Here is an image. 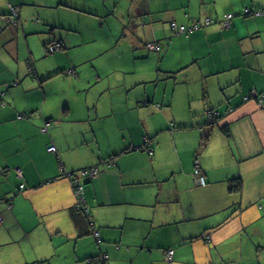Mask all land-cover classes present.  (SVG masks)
I'll use <instances>...</instances> for the list:
<instances>
[{
    "label": "crops",
    "instance_id": "1",
    "mask_svg": "<svg viewBox=\"0 0 264 264\" xmlns=\"http://www.w3.org/2000/svg\"><path fill=\"white\" fill-rule=\"evenodd\" d=\"M119 6L0 0V264H264V15L242 14L264 11V0H139V53L165 69L142 68V81L105 99L67 101L55 81L77 67L48 52L51 43L68 47L57 28L83 14L115 17ZM11 7L17 24L3 18ZM197 21L187 37L171 29ZM151 42L162 50L151 52ZM189 69L200 95L189 92L193 80H172ZM89 167L100 172L80 179L86 216L67 175Z\"/></svg>",
    "mask_w": 264,
    "mask_h": 264
},
{
    "label": "rangeland",
    "instance_id": "2",
    "mask_svg": "<svg viewBox=\"0 0 264 264\" xmlns=\"http://www.w3.org/2000/svg\"><path fill=\"white\" fill-rule=\"evenodd\" d=\"M119 1L120 10L116 12L115 17L113 15L90 16L83 14L80 20L73 23L69 21V26L57 28L58 34L62 32L64 38L66 37L68 47L66 50L50 55L54 56L60 52L68 54L69 63L66 69L77 67L76 73L69 75L65 72L63 77L55 81V88L62 86L65 89L67 101L78 102L85 99L86 96L95 97L96 95L101 99H105L108 98L110 92L113 96L120 92L122 84L127 87H134L142 81L141 77L143 75L140 71L142 68L146 70L148 76L157 75L165 69V60L161 61L160 59L156 62L154 58L146 59L145 54L139 53L143 49L136 45L137 43L132 34L136 29L135 18L139 0H132L131 6L133 8L128 15L124 13V7L127 3H125V0ZM224 16L222 19H224ZM178 24L182 25V23ZM41 36L43 35L36 34L29 38L32 44L36 45L41 41ZM183 37H187V35H183ZM177 44L180 45V41H177ZM26 45V42L22 41V46ZM168 61L171 62V59H168ZM186 79L193 80V83L188 85L189 92H192L191 95H200V87L196 82L197 76L193 70H182L175 74L172 80L186 81ZM161 80V84L166 82V78H161ZM76 85L80 89L86 87L90 92L83 91L77 95L75 93L77 91L75 89ZM177 86L182 88L184 85L179 84ZM134 90L135 94L136 92L143 94L151 93L149 91L153 89L148 88L147 91L144 88L135 87L132 91ZM133 95L134 93H132ZM62 96L55 95L51 98L59 101ZM96 240L98 239L96 238Z\"/></svg>",
    "mask_w": 264,
    "mask_h": 264
},
{
    "label": "built area",
    "instance_id": "3",
    "mask_svg": "<svg viewBox=\"0 0 264 264\" xmlns=\"http://www.w3.org/2000/svg\"><path fill=\"white\" fill-rule=\"evenodd\" d=\"M11 12H12V15L10 16L11 17V20L16 23L17 22V19L19 17V13H18V8H15V7H11ZM245 13H250V15H255V16H260L263 14V10L261 9H257V10H254L252 8H246L244 10ZM235 17V14H226L225 15V18L223 20V23H224V26L228 28V26L231 24V21L232 19ZM213 21L209 18L207 20V24H210L212 23ZM201 25V22L200 21H197L194 26H193V29H197L199 28ZM174 28H179L180 32H185L186 28L185 26H180L178 27L177 24H173ZM187 31V30H186ZM150 48L154 49L155 48V45L154 44H150L149 45ZM49 49L50 51L54 52V51H57V50H60L61 49V45L59 43H53V44H50L49 45ZM264 96V95H263ZM208 114L209 116L214 119L215 117V113L211 110L208 111ZM48 151L50 152H57V148L55 145H52L48 148ZM100 172V168L99 167H89V168H84L82 170H79L78 172H74V173H70L68 174L67 176L71 179L72 183H73V186H74V190H75V196H76V199H77V204L79 206V208L81 209V211H83L85 213L86 216L89 215V211L88 209H86L85 207V200H84V184L83 182L80 180L81 178H84V177H90V178H94L95 176H97ZM195 175L197 177V181L199 184L201 185H205L206 184V177L205 175L203 174L202 172V169L200 167V165L198 164V160H197V165H196V169H195ZM1 202V200H0ZM1 216H0V220H1ZM95 237L98 239L99 237V232H95ZM167 256V259L169 261L172 260V256H173V250H169L166 254ZM106 258V256H105ZM92 263H95L94 261Z\"/></svg>",
    "mask_w": 264,
    "mask_h": 264
},
{
    "label": "trees",
    "instance_id": "4",
    "mask_svg": "<svg viewBox=\"0 0 264 264\" xmlns=\"http://www.w3.org/2000/svg\"><path fill=\"white\" fill-rule=\"evenodd\" d=\"M246 8H250L249 6H246L244 9H243V15H245V16H253L254 17V15H250V13H245L244 12V10L246 9ZM254 10H257V9H254ZM228 14H230V13H228ZM231 14H233V13H231ZM226 15V14H225ZM262 15H264V12H263V14ZM6 16H7V14H6ZM261 16V15H260ZM256 17V16H255ZM5 20H8V18H9V16L8 17H3ZM224 18H225V16H224ZM11 24H13V21H11L10 22ZM177 24L176 22H171V29L173 30V31H175L176 33H178V34H185V35H188L189 34V32L190 31H193V30H196V29H193V26L192 27H189V26H186L185 25V28H186V30H185V32H180V30H179V28H174V26H173V24ZM201 25H202V23H201ZM200 25V26H201ZM177 26L178 27H180V26H184V25H179V24H177ZM200 28V27H199ZM199 28H197V29H199ZM55 43H59V42H55ZM52 44V43H51ZM60 44V43H59ZM150 44H154L155 45V48L154 49H152V48H150ZM50 45V44H49ZM61 45V44H60ZM62 47H63V45H61V49H62ZM146 47L150 50V51H154V52H160L161 50H162V44L160 43V42H151V43H148V44H146ZM60 49V50H61ZM48 52H51V53H54V52H56V51H54V52H52V51H50V49H49V46H48ZM57 51H59V50H57ZM211 111H213L214 113H215V111L214 110H211ZM215 117H216V115H215ZM214 117V118H215ZM212 121V123H214L213 121L214 120H211ZM237 181V183L236 184H234L233 186H232V189L233 190H236V191H238V190H240L241 188H242V181L240 180V179H237L236 180ZM98 260V258H92L91 259V261L93 262H95L94 264H99V262L97 261ZM100 261V260H99Z\"/></svg>",
    "mask_w": 264,
    "mask_h": 264
},
{
    "label": "water",
    "instance_id": "5",
    "mask_svg": "<svg viewBox=\"0 0 264 264\" xmlns=\"http://www.w3.org/2000/svg\"><path fill=\"white\" fill-rule=\"evenodd\" d=\"M7 17H8V16H7ZM7 21H8V22H11V21H12L10 16H9V18H8ZM13 24H17V22H16V23L13 22Z\"/></svg>",
    "mask_w": 264,
    "mask_h": 264
}]
</instances>
